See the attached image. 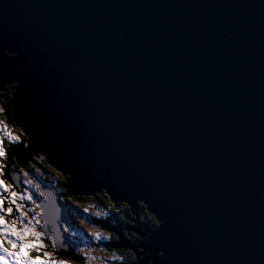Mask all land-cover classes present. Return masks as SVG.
<instances>
[{"label": "water", "instance_id": "95a60500", "mask_svg": "<svg viewBox=\"0 0 264 264\" xmlns=\"http://www.w3.org/2000/svg\"><path fill=\"white\" fill-rule=\"evenodd\" d=\"M6 3L11 6L5 10ZM6 33L26 49L29 94L37 102L57 96L63 100L62 110L50 113L51 125L61 134L80 137L82 147L103 153L99 163L107 174L79 171L70 157L42 141L21 151V158L28 160L36 153L33 149L45 148L57 166L73 172L68 195L88 196L104 189L116 198L114 203L126 201L135 220L124 229L137 235L147 234L146 224L136 219L137 200L124 183H150L178 245L189 249L192 264H260L264 0H0V40ZM228 39L231 47L225 49ZM212 45L215 51L206 63L214 83L202 85L203 115L194 113L195 131L184 132L178 140L183 120L175 101L169 106L173 93H153L156 73L174 62L196 64L197 50ZM73 57L75 71L69 79L67 65ZM137 60L129 74L143 81L139 89L119 79L121 69ZM145 61L149 68H144ZM177 83L182 95L186 88ZM141 95L143 102L136 99ZM134 102L136 109L129 112L127 105ZM207 102L214 105L212 110ZM68 118L71 124L65 129ZM179 143L185 146L181 155L176 154ZM193 153L192 174L186 181L184 164ZM202 165L210 172H202ZM11 171L9 167L15 184ZM44 192V231L58 237L57 249L68 251L60 223L71 220L47 185ZM102 226L117 235L113 248L131 251L136 242L126 241L115 227Z\"/></svg>", "mask_w": 264, "mask_h": 264}, {"label": "snow or ice", "instance_id": "6c2138e0", "mask_svg": "<svg viewBox=\"0 0 264 264\" xmlns=\"http://www.w3.org/2000/svg\"><path fill=\"white\" fill-rule=\"evenodd\" d=\"M10 6L11 4L7 3L3 5L5 10ZM231 43V39L226 40L225 49L230 48ZM214 51V45L204 46L196 52L194 57L196 64L174 62L167 70L156 73L153 93H158L161 89L173 93L174 95L169 96V106L175 101V107L181 114L180 119L183 120L178 140L182 138L184 132L191 134L195 131L191 128L193 114L200 112L203 115L204 89L202 85L214 83L211 81L212 73L206 63ZM138 62V60L133 61L121 69L119 79L123 80L125 86L136 89L142 86L141 79L129 74L130 69ZM222 62L225 64L228 62L226 56ZM74 63L75 57L67 65L69 79L75 71ZM143 63L144 68L150 67L149 61ZM30 79L31 67L25 47L15 40H9L6 33L5 38L0 40V264H70L66 260L53 259V253L47 250L46 241L51 242L52 247L55 248L58 237L51 234L46 235L44 231L47 223L46 214L36 198L37 196L45 197L39 175L50 174L57 183L64 182V191L69 193L68 185L73 179V172L71 169L57 166L45 148L33 149L37 155L27 161L21 158L20 152L32 148L34 142L42 141L48 148L70 157L79 171L90 174L98 170L107 174L106 167L99 163L105 156L100 151H91L82 147L80 137H70L67 131L61 134L51 125L50 113L53 109L62 110L63 100L57 96L54 100L49 98L47 103L37 102L28 92ZM178 80L186 88L182 95L178 91ZM5 93L8 94L6 97ZM68 94L71 95L70 92ZM144 95L138 96L137 101L143 102ZM74 99L76 104L81 103L79 97ZM5 104L8 105V109L5 108ZM213 107L211 102H207L208 110H212ZM127 108L129 112L135 111L136 103L128 104ZM9 110L12 117L11 126L4 115ZM79 111L82 119L87 121L88 115L84 109L81 108ZM70 124L71 118L66 119L65 129ZM201 124L206 126L207 121L202 120ZM105 133L111 134L107 124ZM196 139L198 140L199 136ZM6 144L16 149L11 165L5 163L8 159ZM184 147L183 143H179L176 154L181 155ZM115 158L114 155L113 159ZM194 159L195 153L184 164L186 181L191 178ZM40 162L43 163V168L37 167V163ZM9 167L12 170L11 175L17 181L15 184L5 179V169ZM44 169H47V172ZM201 171L210 172V168L202 165ZM21 174L25 178L22 182L19 180ZM124 184L132 189L134 198L146 214L147 234L135 236L138 243H134L131 248V264H192L188 259L189 249L187 247L182 249L178 245L169 221L157 205V193L153 185L143 181H128ZM105 195L108 196V203L111 207L116 198L110 193H105ZM68 198L72 199V195L69 194ZM124 203L127 207V202ZM28 205L33 207L30 208ZM83 211L86 213L88 209L85 208ZM42 219H44L43 223ZM64 231L67 232L68 229L65 228ZM94 238L97 241L102 239L99 234H96ZM103 239L106 240L107 237ZM83 259L91 261L95 257L86 255ZM118 259L120 257H112V260ZM103 264H109V262L104 261ZM234 264H245V262L234 261ZM260 264H264V259L260 261Z\"/></svg>", "mask_w": 264, "mask_h": 264}, {"label": "rangeland", "instance_id": "374dc122", "mask_svg": "<svg viewBox=\"0 0 264 264\" xmlns=\"http://www.w3.org/2000/svg\"><path fill=\"white\" fill-rule=\"evenodd\" d=\"M5 95L7 96L8 94L5 93ZM9 125L11 126V124ZM8 149H10V147ZM40 154L43 155L42 153ZM35 155H37V153L33 154L30 157V159H32V157ZM37 167H39L38 164H37ZM29 178L31 179L33 177H29ZM38 178L43 184L42 190L45 191L46 184H47L51 188L52 192H55L57 196V201L60 202L63 207L65 206V209L67 208L68 212L66 210H64V212H65L66 218L68 219V216H69L71 221H69L68 223V222H65V220H63L61 222V230L63 233L62 238H64V240L69 242V247L72 248L71 254L74 257L81 258V259H83V257L86 255L95 257V259L91 261H85L83 259L85 264H103L104 261H108L109 264H119L120 259L112 260V257H120L122 260L123 256L116 253L117 251L115 250L108 251L106 243L109 242L111 238H110L109 232L105 230L102 224L103 225H106V224L114 225V222L113 223L111 221L105 222L104 220H108V218L111 217L113 212L117 213L120 210H122L121 204H118L119 206L117 205L115 206L113 204L110 207L108 203V197L105 195V191L97 194L96 197H88V198L84 197L82 201L74 200L73 198L69 199L68 196L64 194L65 192L64 182L57 183L55 178L50 174L39 175ZM24 179H25L24 176L21 174L19 177V180L22 182ZM45 197L37 196L36 199H40V200H37L40 203V201L45 200ZM136 204H138V202ZM28 207L31 208L33 206L28 205ZM85 208L88 209L86 213L83 211V209ZM37 210L39 211V209ZM137 210L139 211L138 213L139 216H137V219L140 222L144 223L146 221V214L144 210L139 206V204H138ZM98 213L99 215H97ZM112 221H114V218H112ZM65 228L68 229L67 232L64 231ZM48 234L46 233V235ZM96 234H99L102 239L97 241L94 238ZM128 234H130V239L135 240V236H137L135 232L129 231ZM104 237H107V239L104 240L103 239ZM116 239H118L117 236H116ZM131 242L133 243L134 241H131ZM46 243H48L47 250L53 253V259L66 260V261H69L70 264H79L72 259H66V258H61L57 256L56 251L58 252H63V251L53 248L51 245V242L46 241ZM127 251L131 253L130 250L127 249Z\"/></svg>", "mask_w": 264, "mask_h": 264}, {"label": "trees", "instance_id": "16d2710c", "mask_svg": "<svg viewBox=\"0 0 264 264\" xmlns=\"http://www.w3.org/2000/svg\"><path fill=\"white\" fill-rule=\"evenodd\" d=\"M4 96L6 97V95L4 94ZM6 109H8V105L7 107H5ZM5 117H7L8 119V122L9 124H12V120H11V116H10V110L9 111H6L5 112ZM6 148H7V155H8V159L7 161H5V163L7 165H10L13 163V153L14 151L16 150L15 148H12L10 147V149H8L9 147L7 146L6 144ZM39 165V167L43 168V163L40 162V163H37ZM8 168L5 169V179H8L9 180V177H8V172H7ZM45 171H47V169H44ZM10 181V180H9ZM11 182V181H10ZM64 194L67 195L66 192H64ZM75 198V199H74ZM73 199L74 200H79V201H82L84 198H81V197H74ZM116 206V205H115ZM119 206V205H117ZM122 206V210H120L118 215L115 216H111L108 218L109 221L112 222V218H114V221L117 222L118 225H123L124 227H127L129 225V223L131 222V220L133 219V215L131 214L130 210L123 204L121 205ZM114 207V206H113ZM141 210V209H140ZM136 213L138 214L139 211L136 210ZM116 214V213H115ZM118 216V217H117ZM139 216V214H138ZM106 221V220H105ZM146 222V221H145ZM123 233L126 237H128L127 235V232L126 230L124 229L123 230ZM111 238V237H110ZM116 242V237L114 236L113 238H111V240L109 242L106 243V246L108 248V251H117L116 253L120 254L122 257V260L120 258V261H119V264H131L132 262V256H131V253L129 251H123L122 249H116V248H113L111 245L113 243ZM57 252V256L61 257V258H66V259H72L74 260L75 262L79 263V264H85L84 260L81 259V258H77V257H74L72 254H68V253H64V252Z\"/></svg>", "mask_w": 264, "mask_h": 264}, {"label": "clouds", "instance_id": "9594fccd", "mask_svg": "<svg viewBox=\"0 0 264 264\" xmlns=\"http://www.w3.org/2000/svg\"><path fill=\"white\" fill-rule=\"evenodd\" d=\"M103 191H105L104 189H102V191L101 192H103ZM101 192H98V193H95L94 195H88V196H79V197H81V198H88V197H96L97 196V194H99V193H101ZM105 193H106V191H105ZM56 195V194H55ZM67 196H68V194H67ZM107 196V195H106ZM57 197V196H56ZM74 197H78V196H74ZM74 197H72V198H74ZM108 197V196H107ZM75 199V198H74ZM118 204H121V205H125V203H122V202H120V203H114V205H118ZM64 208V207H63ZM127 208L129 209V207H128V205H127ZM137 208H138V204H137V206H136V208H135V213H136V210H137ZM66 211H67V208H66ZM68 212V211H67ZM132 214V213H131ZM111 216H113V215H111ZM137 216H138V214H137ZM136 219H137V217H136ZM132 220H135V217H134V215H133V219ZM138 220V219H137ZM109 220H106V222H108ZM114 222V225H112L111 224V226L112 227H115V228H117L119 231H120V234L122 235V237L127 241H132V240H130V237H125L124 235H123V233H122V231L124 230V228H122V227H120V226H118V224H117V222L116 221H112V223ZM142 223V222H141ZM145 224H146V222H144ZM143 223V224H144ZM107 226H110V224H106ZM106 231H108L109 233H111V234H114V233H112L111 231H109V230H107V229H105ZM127 233L129 232V231H126ZM115 235V237L117 236L116 234H114ZM116 241H117V239H116ZM134 242H136L137 243V241H134ZM122 249V248H121ZM115 250V249H114ZM123 251H127V249H122ZM72 252V251H71ZM71 252H64V253H68V254H71Z\"/></svg>", "mask_w": 264, "mask_h": 264}, {"label": "flooded vegetation", "instance_id": "af4514ba", "mask_svg": "<svg viewBox=\"0 0 264 264\" xmlns=\"http://www.w3.org/2000/svg\"><path fill=\"white\" fill-rule=\"evenodd\" d=\"M5 107H7V104H5ZM61 184H62V183H61ZM63 188H64V186H63ZM118 214H119V213H116V214H115V212L112 213V215L115 216V217H116V215H118ZM117 217H118V216H117ZM104 221H105V220H104ZM104 221H103V222H104ZM105 222H106V221H105ZM118 226L124 228L123 225H118ZM122 233H123V231H122ZM109 234H110V237H111V238L114 237V234H111V233H109ZM127 234H128V233H127ZM123 235H124V233H123ZM124 236H125V235H124ZM127 236L130 237V234H128ZM125 237H126V236H125ZM128 237H127V238H128ZM130 240H132V239H130ZM132 241H136V240H132Z\"/></svg>", "mask_w": 264, "mask_h": 264}]
</instances>
